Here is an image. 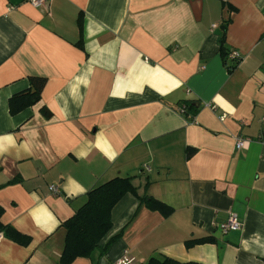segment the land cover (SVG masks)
<instances>
[{
	"label": "crops",
	"instance_id": "1",
	"mask_svg": "<svg viewBox=\"0 0 264 264\" xmlns=\"http://www.w3.org/2000/svg\"><path fill=\"white\" fill-rule=\"evenodd\" d=\"M29 77L45 79L40 99L11 115ZM114 177L172 213L125 194L71 264H264V0H0L1 221L30 237L1 236L0 264H59L61 223ZM229 213L241 227L223 234Z\"/></svg>",
	"mask_w": 264,
	"mask_h": 264
},
{
	"label": "trees",
	"instance_id": "2",
	"mask_svg": "<svg viewBox=\"0 0 264 264\" xmlns=\"http://www.w3.org/2000/svg\"><path fill=\"white\" fill-rule=\"evenodd\" d=\"M229 20L225 21L223 33L220 38L219 52L228 72L232 71L238 62L228 59L224 46L225 29ZM231 61V62H229ZM45 85V79L41 77H29L27 89L13 94L8 100V110L15 115L22 110L34 105L40 99V94ZM191 152L187 153L189 157ZM148 182L145 184V188ZM132 194L137 198L139 204H143L151 211L158 212L164 217L172 213L171 207L155 200L147 194L139 195L131 177H114L107 180L86 193L85 202L67 220L61 223L65 231L64 243L59 264H71L78 258H91L93 252L100 248L99 244L112 227L111 211L125 194ZM4 209L0 206V235L21 246L30 243V237L22 234L11 225L4 224L1 217ZM116 238L112 237L101 250L104 252L109 244ZM212 237H206L186 242L190 247L196 244L213 242ZM141 264H202L197 262H178L165 256H152Z\"/></svg>",
	"mask_w": 264,
	"mask_h": 264
},
{
	"label": "built area",
	"instance_id": "3",
	"mask_svg": "<svg viewBox=\"0 0 264 264\" xmlns=\"http://www.w3.org/2000/svg\"><path fill=\"white\" fill-rule=\"evenodd\" d=\"M28 1L33 7H38L46 0H28ZM227 57L231 61L238 62L240 59V54L236 51H232L227 54ZM185 111H186L185 105L179 107L180 113H185ZM219 119L223 121L225 119V116L221 115ZM245 143H247V140L237 138L235 141V148L240 149L244 146ZM48 190L54 195L59 193L58 188L55 185H50L48 187ZM215 227L218 228L221 231V233L226 234L229 231L239 230L241 227V223L238 221V218L234 213H229L226 221H224L223 223L215 224ZM112 264H131V262L127 259L126 256H123L121 259L116 260Z\"/></svg>",
	"mask_w": 264,
	"mask_h": 264
}]
</instances>
